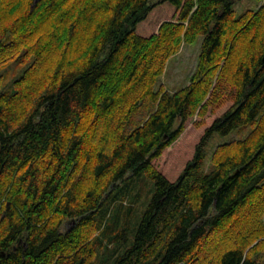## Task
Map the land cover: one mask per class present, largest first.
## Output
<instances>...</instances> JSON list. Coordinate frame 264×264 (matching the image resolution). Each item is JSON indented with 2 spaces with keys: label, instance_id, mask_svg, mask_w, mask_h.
Returning <instances> with one entry per match:
<instances>
[{
  "label": "trees",
  "instance_id": "trees-1",
  "mask_svg": "<svg viewBox=\"0 0 264 264\" xmlns=\"http://www.w3.org/2000/svg\"><path fill=\"white\" fill-rule=\"evenodd\" d=\"M236 1L0 0V264H264V1ZM197 40L169 92L168 60ZM140 174L128 242L115 191Z\"/></svg>",
  "mask_w": 264,
  "mask_h": 264
},
{
  "label": "rangeland",
  "instance_id": "rangeland-1",
  "mask_svg": "<svg viewBox=\"0 0 264 264\" xmlns=\"http://www.w3.org/2000/svg\"><path fill=\"white\" fill-rule=\"evenodd\" d=\"M264 1L260 0L257 2L254 1H248V0H238L235 2L236 11H241L243 9L249 8V7H256L259 6V4ZM199 42L200 40L195 41L192 44H182L180 47V50L173 55L166 64V70L163 73V75L160 78V83L166 87L169 92L177 91L178 89L182 88L189 82V76L195 69V65L197 62V55L199 52ZM25 68V66L21 65H13V68L7 70L6 75L7 79L5 81L6 83V89H11V83L13 77L18 76L21 74L22 70ZM196 120V118H193ZM197 121V120H196ZM193 124V120H190L185 128L184 135L186 133H192V132H199L200 128ZM251 129L250 126H244L233 129L231 132H229L226 135H219L214 134L209 141L207 142L205 148L206 153L209 155L212 150L219 144L229 142L231 140L241 139L246 136V134ZM181 141V138L179 137L171 146H169L163 154L156 159L155 165L156 166H162V164L168 163L167 156H171L172 149ZM180 146V145H179ZM178 146V147H179ZM177 147V149H178ZM124 186L117 188L115 191V196H117V199H121V194L123 192H127L126 194V200L123 201L124 207L120 208V213L122 215H125V212L130 208V215H128L123 223L124 225L122 227L126 228V233L128 234L127 241H132V231H129V229H133V226H137V223L140 221V217L143 213V211L146 209L148 201L151 197L152 191H153V180L150 179L147 176L144 175H134L127 180L123 182ZM120 206L119 201L114 204V207ZM127 206V207H126ZM106 208V205L102 207L100 212H103V210ZM264 218V216H263ZM73 223L65 222L62 226L63 230H67L69 226H72ZM120 229V227H119ZM130 232V233H129ZM262 256L260 259L264 256V254H261Z\"/></svg>",
  "mask_w": 264,
  "mask_h": 264
},
{
  "label": "water",
  "instance_id": "water-1",
  "mask_svg": "<svg viewBox=\"0 0 264 264\" xmlns=\"http://www.w3.org/2000/svg\"><path fill=\"white\" fill-rule=\"evenodd\" d=\"M35 2H36V0H35Z\"/></svg>",
  "mask_w": 264,
  "mask_h": 264
}]
</instances>
